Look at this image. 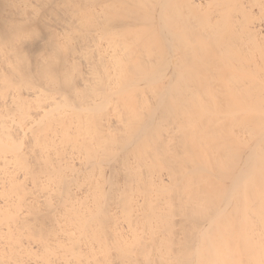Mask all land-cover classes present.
<instances>
[{
    "label": "bare ground",
    "instance_id": "6f19581e",
    "mask_svg": "<svg viewBox=\"0 0 264 264\" xmlns=\"http://www.w3.org/2000/svg\"><path fill=\"white\" fill-rule=\"evenodd\" d=\"M32 1L0 0V264H264V0Z\"/></svg>",
    "mask_w": 264,
    "mask_h": 264
},
{
    "label": "rangeland",
    "instance_id": "374dc122",
    "mask_svg": "<svg viewBox=\"0 0 264 264\" xmlns=\"http://www.w3.org/2000/svg\"><path fill=\"white\" fill-rule=\"evenodd\" d=\"M27 1H29V2L31 3L32 0H27ZM81 1H84V0H81ZM92 1H93V0H92ZM29 2H28V3H29ZM32 2H33V1H32ZM79 2H80V1H79ZM33 3H35V2H33ZM39 10H40V12H39ZM39 10H38V12H39L40 14L38 13V15H41V9H39ZM42 11H43V9H42ZM36 12H37V11H36ZM38 15H37V16L34 15V16H35V17H39ZM50 19L53 20L51 17H50ZM53 21H54V20H53ZM147 96H148V95H147Z\"/></svg>",
    "mask_w": 264,
    "mask_h": 264
}]
</instances>
